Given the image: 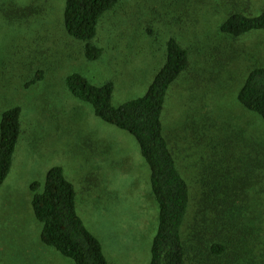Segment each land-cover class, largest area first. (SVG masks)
Returning <instances> with one entry per match:
<instances>
[{"label":"rangeland","instance_id":"rangeland-1","mask_svg":"<svg viewBox=\"0 0 264 264\" xmlns=\"http://www.w3.org/2000/svg\"><path fill=\"white\" fill-rule=\"evenodd\" d=\"M64 9V0H0V122L7 109L22 110L0 186V264H74L42 243L32 208L31 184H44L54 166L74 185L78 214L110 264L150 263L158 206L139 143L76 99L65 78L79 72L97 85L113 82L119 106L147 91L171 35L192 49L162 116L179 167L193 196L204 177L229 175L239 192L248 176L243 204L262 212L253 223L264 244V174L255 166L264 158V120L238 100L249 69L264 66V30L229 41L218 32L230 10L259 15L264 0H122L100 23L105 52L96 61L67 34Z\"/></svg>","mask_w":264,"mask_h":264},{"label":"trees","instance_id":"trees-1","mask_svg":"<svg viewBox=\"0 0 264 264\" xmlns=\"http://www.w3.org/2000/svg\"><path fill=\"white\" fill-rule=\"evenodd\" d=\"M64 26L71 39L81 42L85 58L96 61L104 48L96 41L100 23L122 0H64ZM256 30H264V11L259 15L230 10L218 32L229 41ZM191 47L177 36L166 42L165 61L147 91L119 106L113 104L114 83H92L79 72L66 76V87L78 100L90 105L94 114L127 131L139 143L150 168L151 192L158 206V229L149 264H264V244L253 220L263 216L247 210L249 177L238 172L243 186L228 187L227 176L204 177L197 195L179 167L163 123V111L172 86L190 68ZM36 76L34 83L40 81ZM246 109L264 120V66L249 69L238 92ZM195 128V126H194ZM22 132V110L4 111L0 122V186L8 177ZM256 169L264 174V158ZM208 175V174H207ZM252 186V185H251ZM32 208L42 223L43 244L74 264H110L101 241L78 214L76 190L61 166L49 169L44 184L34 181ZM264 228V226H263Z\"/></svg>","mask_w":264,"mask_h":264}]
</instances>
